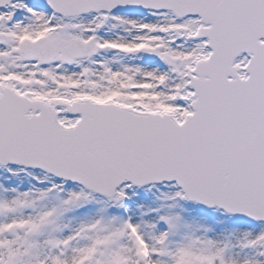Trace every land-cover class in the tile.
Instances as JSON below:
<instances>
[{"label": "snow or ice", "instance_id": "obj_1", "mask_svg": "<svg viewBox=\"0 0 264 264\" xmlns=\"http://www.w3.org/2000/svg\"><path fill=\"white\" fill-rule=\"evenodd\" d=\"M0 264H264V0H0Z\"/></svg>", "mask_w": 264, "mask_h": 264}]
</instances>
